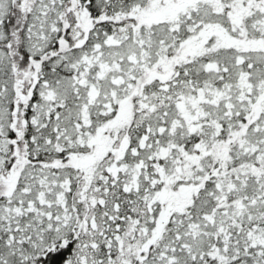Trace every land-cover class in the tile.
Here are the masks:
<instances>
[{
	"label": "snow or ice",
	"instance_id": "snow-or-ice-1",
	"mask_svg": "<svg viewBox=\"0 0 264 264\" xmlns=\"http://www.w3.org/2000/svg\"><path fill=\"white\" fill-rule=\"evenodd\" d=\"M0 264H264V0H0Z\"/></svg>",
	"mask_w": 264,
	"mask_h": 264
}]
</instances>
